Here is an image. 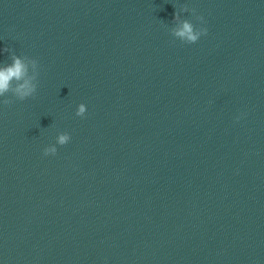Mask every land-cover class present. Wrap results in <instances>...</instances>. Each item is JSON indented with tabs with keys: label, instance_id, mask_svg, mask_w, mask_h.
I'll use <instances>...</instances> for the list:
<instances>
[{
	"label": "water",
	"instance_id": "95a60500",
	"mask_svg": "<svg viewBox=\"0 0 264 264\" xmlns=\"http://www.w3.org/2000/svg\"><path fill=\"white\" fill-rule=\"evenodd\" d=\"M5 47L40 75L34 98L0 103V264H264V244L138 124L46 0H0V66Z\"/></svg>",
	"mask_w": 264,
	"mask_h": 264
},
{
	"label": "clouds",
	"instance_id": "9594fccd",
	"mask_svg": "<svg viewBox=\"0 0 264 264\" xmlns=\"http://www.w3.org/2000/svg\"><path fill=\"white\" fill-rule=\"evenodd\" d=\"M191 11L196 19L202 25L204 23L203 16L195 14V9H189L183 6L174 13V26L170 29V34L175 39H178L185 44L196 43L201 36L207 35L208 29L203 26H197L191 20L181 17V12ZM4 52L11 53V63L0 66V103L3 105H11L13 99L7 98L9 94L15 100L24 101L29 98H34L38 91V77L40 75V65L38 60L28 56H18L15 52L5 47ZM86 105L81 103L78 105L75 115L84 117L86 115ZM71 139L67 132L59 133L56 137V144L60 146L66 145ZM43 154L56 155V145H49L44 148Z\"/></svg>",
	"mask_w": 264,
	"mask_h": 264
}]
</instances>
